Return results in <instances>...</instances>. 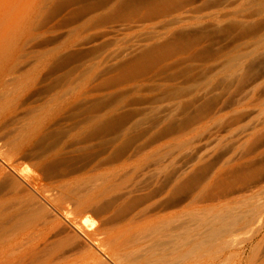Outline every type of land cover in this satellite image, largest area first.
Segmentation results:
<instances>
[{"label":"rangeland","instance_id":"rangeland-1","mask_svg":"<svg viewBox=\"0 0 264 264\" xmlns=\"http://www.w3.org/2000/svg\"><path fill=\"white\" fill-rule=\"evenodd\" d=\"M0 264H264V0H0Z\"/></svg>","mask_w":264,"mask_h":264}]
</instances>
